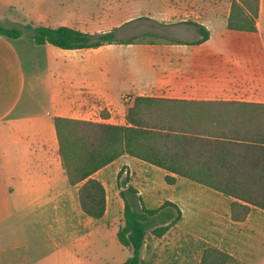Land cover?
I'll return each instance as SVG.
<instances>
[{
    "label": "crops",
    "instance_id": "crops-1",
    "mask_svg": "<svg viewBox=\"0 0 264 264\" xmlns=\"http://www.w3.org/2000/svg\"><path fill=\"white\" fill-rule=\"evenodd\" d=\"M45 1L0 0V23L52 28L43 12ZM104 10L106 15L100 21L108 22V9ZM155 16H162L161 11ZM229 16L230 9L204 13L198 24L210 37L201 44H194L195 40L129 45L141 53L140 77L132 86L135 96L122 104L113 100L110 48L115 45L62 50L50 44L36 45L28 37L0 36V264H83L78 258L82 241L93 236L92 228L109 212V177L126 167L130 176L135 174L145 183L152 182L150 173L166 183L165 170L123 155L93 176L106 189L104 217L94 220L85 216L78 200L79 186L69 184L63 167L55 118L126 125L127 109L138 96L264 105V0H260L257 32L229 30ZM20 17L22 24L17 22ZM101 110L108 111L110 117L97 119ZM166 186L202 185L176 177L174 185ZM180 198L171 202L178 205L183 218ZM225 198L231 219L233 199ZM113 200L111 207L123 201L120 193ZM253 210L264 212L253 207L246 220ZM83 215L89 228L84 234L76 230ZM66 241L71 242L69 248Z\"/></svg>",
    "mask_w": 264,
    "mask_h": 264
},
{
    "label": "trees",
    "instance_id": "trees-1",
    "mask_svg": "<svg viewBox=\"0 0 264 264\" xmlns=\"http://www.w3.org/2000/svg\"><path fill=\"white\" fill-rule=\"evenodd\" d=\"M260 0H232L227 27L257 32ZM201 44L209 31L197 23ZM118 29L86 33L60 26L27 24L22 28L0 23V36L28 37L36 45L50 44L62 50L97 49L104 45H133L138 37L117 39ZM126 125L55 118L59 153L71 186H79L78 200L84 215L104 217L106 189L94 174L123 155L137 158L168 172L165 182L176 177L212 189L230 203L231 219L244 222L253 207L264 210V105L134 97L126 112ZM128 185V182L126 183ZM124 202L123 225L117 240L131 251L122 264H155L142 258L151 231L157 237L182 219L175 203L148 209L132 186L120 192ZM201 264H244L216 247L206 246Z\"/></svg>",
    "mask_w": 264,
    "mask_h": 264
},
{
    "label": "rangeland",
    "instance_id": "rangeland-1",
    "mask_svg": "<svg viewBox=\"0 0 264 264\" xmlns=\"http://www.w3.org/2000/svg\"><path fill=\"white\" fill-rule=\"evenodd\" d=\"M232 0H46L43 6L46 22L52 28L68 26L86 33H101L118 29L117 39L138 37L137 44L189 42L201 39L193 24H180L183 20L197 23L208 10L227 12ZM108 9V22H101ZM161 11L162 16H155ZM22 17L17 22L22 24ZM22 28V27H19ZM217 38V36H215ZM114 59L113 100L127 103L135 96L133 83L140 74L141 53L136 46L115 45L110 48ZM131 93V94H127ZM126 94V95H124ZM119 117V113L115 112ZM99 116V117H98ZM110 114L101 110L98 118ZM98 122V121H96ZM149 183L130 176L126 167L119 175L109 177L107 194L110 198L108 215L92 228L93 236L82 241L78 258L83 264H122L131 251L121 246L117 232L123 225L124 204L111 207L119 198L127 182L135 185L138 197L148 209L160 208L166 201L180 198L185 216L166 234L155 237L150 231L142 251V258L155 264H201L202 251L206 246L216 247L244 264L257 261L264 264V212L253 210L248 220L234 223L227 212L228 200L205 187H167L161 178L150 173ZM139 193H141L139 195ZM86 216V215H85ZM76 222L77 231H89L84 221ZM95 228V229H94ZM70 241H66L67 248ZM79 248V247H78ZM73 264H79L73 261Z\"/></svg>",
    "mask_w": 264,
    "mask_h": 264
}]
</instances>
